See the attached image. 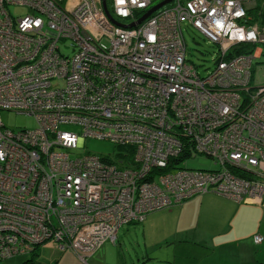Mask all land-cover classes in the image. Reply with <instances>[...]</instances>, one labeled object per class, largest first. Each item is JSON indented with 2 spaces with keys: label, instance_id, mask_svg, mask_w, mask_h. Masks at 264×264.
Masks as SVG:
<instances>
[{
  "label": "built area",
  "instance_id": "2783aa9c",
  "mask_svg": "<svg viewBox=\"0 0 264 264\" xmlns=\"http://www.w3.org/2000/svg\"><path fill=\"white\" fill-rule=\"evenodd\" d=\"M165 1L0 0V263L51 237L86 263L120 227L209 191L264 204V19L253 0H173L137 24ZM184 24L218 48L206 76ZM87 140L130 158L72 157ZM187 154L216 169L184 168Z\"/></svg>",
  "mask_w": 264,
  "mask_h": 264
},
{
  "label": "rangeland",
  "instance_id": "374dc122",
  "mask_svg": "<svg viewBox=\"0 0 264 264\" xmlns=\"http://www.w3.org/2000/svg\"><path fill=\"white\" fill-rule=\"evenodd\" d=\"M248 6L253 9L251 10L253 13H260L264 9V0H253L248 3ZM12 11L15 15H19L24 12V9L19 7L13 8ZM183 33L187 44V60L197 67L202 76L208 75L216 65L214 59L217 55V46L188 24H184ZM259 48L264 50V45H260ZM255 80L257 84L264 85V61L258 64L256 68ZM1 119L9 129H34L36 127V120L33 117L17 115L13 112H1ZM84 152L111 156H116V154H118L119 156L114 158L115 160L127 158L125 153L126 149H121L110 142L98 140H87L84 148L72 151L71 155L73 157L75 154ZM129 162H131V159ZM132 162L135 163L134 160H132ZM183 167L190 170L216 169L213 161L204 157L188 160ZM205 196L207 199L210 198L202 203L201 198ZM205 196L199 195L184 203L185 205L192 201L194 204V210L192 211V213H194V215L192 214V219L194 221H190L189 227H186V223L183 220L179 222L178 214H172L177 206L150 213L148 222L149 230L147 229L145 236V223L120 227L117 244L108 243L104 246V248L110 247V252L107 253L108 263L241 264L243 262L242 259L228 258L224 255V252H236V255L239 256L237 253L243 252V250L246 249L248 243L251 241L250 238H252V235H261L264 238V209L260 208L261 211L259 215L255 216L254 220L249 218L250 223L244 221L238 223L239 221H236L234 217L231 216H228L229 218H225L226 216L224 218L214 216L211 212L212 205L216 204L219 206V204L223 202L218 200L213 193L205 194ZM261 205L264 206L263 203H261ZM200 209L209 219H207V217L206 220L199 218ZM165 215L167 219L162 226L160 220ZM232 219L233 226H238L237 229L232 228ZM218 223H220V225L216 226ZM183 232L185 233L183 234ZM167 237H172L173 240H169L167 243ZM232 237H238V239L234 243L227 242L229 239L231 241ZM53 240L54 237H51L38 246L39 255H37V258L40 260V264L59 263L58 261L63 257L64 261L60 264L66 262V258L70 252L62 250ZM146 243L149 245L147 248ZM152 244H156V246L151 247ZM257 251L261 254L259 256L263 257L264 244L260 246ZM29 257V255L18 256L6 260L2 262V264H21L23 261L29 259ZM121 257L123 259L122 263L119 261Z\"/></svg>",
  "mask_w": 264,
  "mask_h": 264
},
{
  "label": "crops",
  "instance_id": "0c3cea01",
  "mask_svg": "<svg viewBox=\"0 0 264 264\" xmlns=\"http://www.w3.org/2000/svg\"><path fill=\"white\" fill-rule=\"evenodd\" d=\"M203 196H205V195H203ZM215 197H217L218 200H220L223 203L219 204V206L216 204H213L211 207L212 214L218 218H224L225 216H226L225 218H229L228 216L234 217V219L236 221H239L238 223H242L243 221L250 223L249 218L254 220L255 216L259 215L261 209H264V206L261 205L260 203H253L250 201L249 202H237V201L231 200L229 198H226L224 196H221L219 194H215ZM208 199L205 196V197L201 198V201H202V203H204ZM175 208L176 209L172 212V214H174V213L178 214L179 215V218H178L179 222H181V220H183L186 223V227H189L190 221L193 220L192 214L194 215V213H192V211L194 210V204L192 203V201L189 203H186L185 205L183 204L181 206H177ZM178 209H180V210H178ZM199 212H200L199 218L206 220V217H207L206 214L201 209L199 210ZM149 218L150 217L148 215L145 218V220L142 222V224L145 223L144 236L146 235L147 229L149 230V223H148ZM171 218H175V217H171ZM166 219H167V217L165 215L160 220V224L162 223V226H163V223ZM207 219H209V218L207 217ZM197 222H200V221H197ZM231 224H232V228L237 229L238 226H233V219L231 220ZM219 225H220V223L216 224V226H219ZM185 232H183V234ZM254 236H256V235H252V238H250L251 241H250V243H248L246 249L243 250V252L237 253L239 256L236 255V252H231V251L224 252V255H226L228 258L242 259L243 262L241 264H257V263H263L264 264V256L260 257L259 255H261V254H259L257 251V249L264 244V241L262 244L257 245L254 242ZM237 239H238V237H235V238L232 237L231 241L229 239V240H227V242H233L234 243ZM166 240L168 243L169 240H173V239H172V237H167ZM117 242H118V235H117V239H116L115 243L107 242V243L103 244L94 254L87 257L86 263L82 262L80 260V258L76 254H74L73 252H71L69 250H65L66 252H70V253H69L68 257L66 258V262L64 264H109L108 263L109 261H107V253L110 252V247L104 248V246L108 243L117 244ZM148 246L149 245L146 243V248ZM154 246H156V244H152L151 247H154ZM255 247H256V249H255ZM243 254H244V256H243ZM228 255H230V256H228ZM63 261H64V257L61 258L60 261H58L59 263H55V264H60ZM119 261H120V263L123 262L122 257L119 259ZM43 264H47V263H43ZM49 264H51V263H49ZM124 264H125V262H124Z\"/></svg>",
  "mask_w": 264,
  "mask_h": 264
},
{
  "label": "trees",
  "instance_id": "16d2710c",
  "mask_svg": "<svg viewBox=\"0 0 264 264\" xmlns=\"http://www.w3.org/2000/svg\"><path fill=\"white\" fill-rule=\"evenodd\" d=\"M254 16V18H258L259 19V16H261L262 17V19H264V9L262 10V12L261 13H258V14H254L253 15ZM218 58H219V56H217L216 55V57H215V59H214V62H215V64L217 63V61H218ZM128 150H126V152H127ZM125 152V153H126ZM197 157H204V158H206V159H209V160H212L210 157H208L207 155H192V154H187V155H185L184 157H183V159L185 160L184 161V164H185V162H187L188 160H191V159H193V158H197ZM171 168H173V167H171ZM169 170V169H168ZM199 171H204V172H207V171H213V169H210V168H208V169H203V170H199ZM209 193H214V194H217V193H215V192H213V191H209V192H207V193H204V194H202V195H205V194H209ZM222 196V195H221ZM197 197V196H196ZM195 198V197H194ZM192 199V198H191ZM186 201H188V200H186ZM186 201H184V202H182L180 205H178V206H181V205H183ZM172 208V207H171ZM166 209H168V208H166ZM164 210V209H163ZM160 211V210H159ZM153 213V212H152ZM149 215V214H148ZM147 215V216H148ZM146 216V217H147ZM140 223H142V222H138L137 224H140ZM136 224V225H137ZM134 225V224H133ZM127 226H130V225H127ZM124 227V226H123ZM258 245V244H257ZM39 247H36L35 248V251H33V252H31V253H29V254H27V255H29L30 257H29V259H27L26 261H23L21 264H40V260H38V258H37V255H39ZM24 256V255H23ZM10 260V259H9ZM6 261V260H5ZM0 264H2V263H0ZM257 264H263V263H257Z\"/></svg>",
  "mask_w": 264,
  "mask_h": 264
},
{
  "label": "water",
  "instance_id": "95a60500",
  "mask_svg": "<svg viewBox=\"0 0 264 264\" xmlns=\"http://www.w3.org/2000/svg\"><path fill=\"white\" fill-rule=\"evenodd\" d=\"M173 0H166L165 2H163L162 4L154 7L152 10H150L149 12H147L138 22L137 24H140L141 22L145 21L153 12H155L156 10H158L159 8L163 7L164 5L170 3ZM104 6L106 7V0H103ZM135 24L130 25V27H134ZM134 225H136L137 223H133Z\"/></svg>",
  "mask_w": 264,
  "mask_h": 264
},
{
  "label": "bare ground",
  "instance_id": "6f19581e",
  "mask_svg": "<svg viewBox=\"0 0 264 264\" xmlns=\"http://www.w3.org/2000/svg\"><path fill=\"white\" fill-rule=\"evenodd\" d=\"M33 251H35V249Z\"/></svg>",
  "mask_w": 264,
  "mask_h": 264
}]
</instances>
